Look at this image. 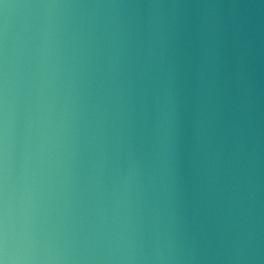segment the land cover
<instances>
[{
	"label": "clouds",
	"instance_id": "1",
	"mask_svg": "<svg viewBox=\"0 0 264 264\" xmlns=\"http://www.w3.org/2000/svg\"><path fill=\"white\" fill-rule=\"evenodd\" d=\"M0 264H264V0H0Z\"/></svg>",
	"mask_w": 264,
	"mask_h": 264
}]
</instances>
